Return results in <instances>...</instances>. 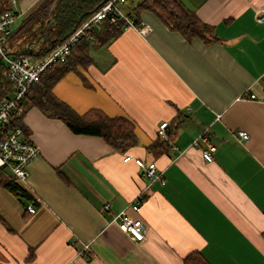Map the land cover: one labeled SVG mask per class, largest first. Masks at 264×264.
I'll list each match as a JSON object with an SVG mask.
<instances>
[{"label": "crops", "instance_id": "obj_1", "mask_svg": "<svg viewBox=\"0 0 264 264\" xmlns=\"http://www.w3.org/2000/svg\"><path fill=\"white\" fill-rule=\"evenodd\" d=\"M141 1L121 8L149 29L146 36L127 29L102 46L82 42L69 68L44 78L51 96L78 115L96 109L130 119L138 144L120 153L27 108L24 135L41 155L21 186L35 202L11 194L4 184L13 176L0 169V264H185L191 256L264 264V23L257 20L264 0H182L215 28L219 42L211 45L188 42L150 11L135 16ZM42 2L14 6L10 54L30 49V59H40L39 25L27 21ZM164 122L168 140L158 136ZM203 133L217 147L212 162L203 157ZM155 143L163 147L151 149ZM126 156L154 164L161 180L151 182ZM139 196L136 212L130 205ZM125 210L145 224L143 241L114 221Z\"/></svg>", "mask_w": 264, "mask_h": 264}, {"label": "trees", "instance_id": "obj_2", "mask_svg": "<svg viewBox=\"0 0 264 264\" xmlns=\"http://www.w3.org/2000/svg\"><path fill=\"white\" fill-rule=\"evenodd\" d=\"M107 1L108 0H43L37 11H35L29 21H27V25H39L33 36V39H35L33 43L41 44L37 55L40 58L38 60L46 57L59 44L65 41ZM10 9H12L11 0H0L1 11ZM143 11H150L155 14L169 30L181 34L188 42H192L196 38L207 45L219 42L215 28L202 22L196 15V12L182 0H142L134 9L133 14L138 16ZM135 22L137 25L141 24L138 20H135ZM122 32H124L122 24L115 25L109 21L105 22L100 32L93 33L92 40L86 37L78 43L72 50L66 64L56 66L55 68L62 67L65 70L69 68L71 58L74 56L76 48L82 42L86 46H102L117 38ZM12 39L13 34L10 41H12ZM29 53L30 49L23 53H9V55H23L29 57ZM82 60L83 57H81V62ZM5 71L6 75H3ZM45 76L40 84L32 87L30 94L35 91V97L33 101H30L29 94L25 106L26 110L34 105L38 106L63 120L75 134L100 137L115 151L120 153H126L138 144L136 126L130 119L127 117L111 118L103 111L96 109L90 110L84 115L76 114L68 106L56 101L51 96L49 89L44 85ZM42 85H44V88H41ZM10 89L11 85L7 78V67L4 63H0V99L5 96ZM10 125V127H20L23 133L26 134L23 126V117L13 120ZM162 147L163 144L155 143L151 146V149L156 150ZM4 186L11 194L21 201L35 202L31 194L18 184L14 177L9 178ZM33 258L34 255L32 252L29 259L32 260ZM185 264L208 263L202 257L191 256L185 261Z\"/></svg>", "mask_w": 264, "mask_h": 264}, {"label": "built area", "instance_id": "obj_3", "mask_svg": "<svg viewBox=\"0 0 264 264\" xmlns=\"http://www.w3.org/2000/svg\"><path fill=\"white\" fill-rule=\"evenodd\" d=\"M126 0H108L89 19L83 22L65 41L59 44L53 51L41 60L33 61L27 56H11L7 52V45L11 40L14 25L18 19V14L14 6L18 0H11L12 9L0 10V63L7 67V78L11 85L9 92L0 99V169L10 172L17 180L18 184L25 185L29 176V165L41 155V150L31 139L25 137L22 129L18 126L10 127L13 120L25 116L27 98L33 86L42 82L43 77L53 68L66 64L72 50L83 38L93 39V33L101 31L103 24L107 21L115 25L123 26V30L134 29L141 35L146 36L149 29L143 24L137 25L135 20L122 10V5ZM258 22L264 23V9L258 16ZM251 99H256L255 95ZM168 123L160 125L158 136L168 140ZM240 141L249 140V135L244 131L237 132ZM200 138L207 143V148L203 151L206 161L212 162L217 147L208 142L203 133ZM197 144V140L195 142ZM134 160L139 168L145 171L151 182L161 180L162 174L158 172L154 164L146 166L141 159L126 156L125 161ZM143 202L139 196L130 207L136 212L140 211ZM28 211L35 212L32 206ZM104 212L110 211V205L106 204ZM114 221L118 223L120 230L128 235L133 241L141 242L145 239L146 226L140 221L130 217L125 211L118 214ZM85 246L83 251L87 250Z\"/></svg>", "mask_w": 264, "mask_h": 264}]
</instances>
